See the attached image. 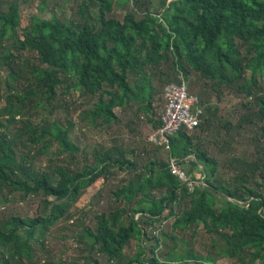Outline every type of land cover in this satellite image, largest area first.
I'll return each instance as SVG.
<instances>
[{"label": "trees", "instance_id": "16d2710c", "mask_svg": "<svg viewBox=\"0 0 264 264\" xmlns=\"http://www.w3.org/2000/svg\"><path fill=\"white\" fill-rule=\"evenodd\" d=\"M37 1L48 9V0ZM79 1L68 21L25 16L23 4L32 8V0H0V209L18 195L39 198L31 202L35 214L0 218V264L34 263L51 228L98 182L97 193L114 186L117 203L74 234L84 264H102L100 256L106 264H217L222 257L264 264V0H117L133 3L122 19L109 17L115 0ZM188 67L218 97V106L200 98L204 114L194 134L180 131L170 151L115 141L84 156L72 139L73 113L80 130L122 123L115 109L143 112L157 130L155 97L172 83L189 86ZM76 93L81 102L69 100ZM226 95L242 100L227 119L220 106ZM137 126L131 120L128 132ZM247 127L259 128L253 156L211 154L214 131L230 148L233 134ZM43 155L45 166L38 165ZM170 158L204 184L190 192ZM167 219L168 231L157 224ZM201 229L212 235L207 254L193 243ZM133 240L136 252L128 254Z\"/></svg>", "mask_w": 264, "mask_h": 264}, {"label": "rangeland", "instance_id": "374dc122", "mask_svg": "<svg viewBox=\"0 0 264 264\" xmlns=\"http://www.w3.org/2000/svg\"><path fill=\"white\" fill-rule=\"evenodd\" d=\"M32 1L34 2L32 8H28L26 4H23V7H25V16L29 17L36 15L39 18L50 19L54 14L62 20L68 21L72 19V13L80 2L79 0H70L68 1V3L62 6L63 0H48V9L42 10L43 7L41 8L38 6L37 0ZM115 1V10L112 14H109V17H116L118 19H122L127 11L133 10L132 2H129L121 7L117 4L118 1ZM154 1H156L158 5L161 3L160 0ZM162 11L163 9L160 8V12ZM188 69L192 73L191 78L188 79L190 91L194 94H197L205 104L218 106V97L216 91L212 88L209 81L203 79L199 73L193 71L190 67H188ZM3 75L4 73L1 72L0 82L3 79ZM132 78H130V81L133 82ZM2 86H4V84H0V88ZM162 90L163 87L161 88V91L158 92V95L155 97L154 100L157 119L160 117L164 109V93ZM71 99L76 102H81L78 93H76L75 96L72 95L69 100ZM241 103V98L226 95L223 100V103L220 104L222 110L221 115H224L225 119L229 118V114L234 113V110H237V107H240ZM3 105L4 102H0V107ZM115 113L122 118V123H114L112 127L106 131L89 129L80 130L79 128L82 125L78 121L79 113H73L74 122L77 127L72 133V139L79 145L81 150H83L84 156L89 158V155L92 153L94 147L100 142L111 144L117 141L120 143H124L123 145H125V147L129 149H143L142 145L144 143L148 145L147 141L150 134L153 132V128L150 124L146 123L145 114L143 112L135 113V110H133L129 111L125 115L121 112L120 109H115ZM56 115L62 120L63 124H66L65 115L63 113H57ZM35 120L38 121V118H36ZM131 120L137 123V127L139 129L138 132H128L129 130L127 125ZM231 120L233 122H237L236 117L231 118ZM12 131L15 132V129L12 128ZM256 133H259V128L257 127H247L240 133H234L233 137L235 139L231 142V146L229 148L228 146H222L221 143L217 142L218 134L216 131H214L211 134L210 138H208L207 143L209 144L211 154L215 157H219L222 160H226L227 155L231 154H234L237 157H244L246 155L253 156L254 145L251 136ZM226 135L227 132L223 130V139H226ZM147 147L148 149H150V145H148ZM221 148H223V152H221ZM55 149L56 148L53 147L50 149V151L52 152ZM47 158L48 155H43L42 159H40L42 161L41 163H38V165L45 166ZM199 169L195 170L196 173H199ZM115 176L119 179L124 177V173H120L117 171ZM100 184L101 182H98L82 193L80 198L76 202H74L69 208V213L71 214V217L60 219L59 222L51 228V231L46 237V251L42 252L41 249H37L35 262L26 264H61L60 262H63V264H84L83 260L77 259L81 253L79 251V248L82 245L77 243L76 239L74 238V234L79 232V230H81L84 225L94 227L95 215L103 211H110L115 207L117 203L115 201V197L111 193V189H114V186L105 187L103 192L97 193ZM37 199L36 197H31L29 198V200L25 201L20 199V195L15 196L14 201L9 202L6 206L0 209V218L3 219L7 216L16 213H19L21 215L27 213L35 214L36 206H34L33 203L38 201ZM84 213L87 214L84 215ZM172 221L173 219H167L157 224H160V227L168 231L170 230V225ZM211 238L212 235L207 233L205 230H199V233L193 241L195 249L199 252L207 254L210 250L209 244L212 241ZM144 243L148 245L150 244V242L146 240ZM165 248L166 246L164 244H162L160 247L161 250H164ZM126 252L128 254H134L136 252L135 240H133L130 246L126 248ZM99 258L102 264H106V258H104V256H100ZM194 263V261L190 262V264ZM217 264L237 263L228 257H222L218 259Z\"/></svg>", "mask_w": 264, "mask_h": 264}, {"label": "built area", "instance_id": "2783aa9c", "mask_svg": "<svg viewBox=\"0 0 264 264\" xmlns=\"http://www.w3.org/2000/svg\"><path fill=\"white\" fill-rule=\"evenodd\" d=\"M164 100L165 107L160 115L162 125L150 134L148 141L170 151L172 137L183 130L193 133L200 127L204 108L200 97L191 93L186 82L167 85L164 89ZM168 162L171 172L190 192L204 184L203 181L193 179L192 175L179 165L178 159L170 158Z\"/></svg>", "mask_w": 264, "mask_h": 264}]
</instances>
